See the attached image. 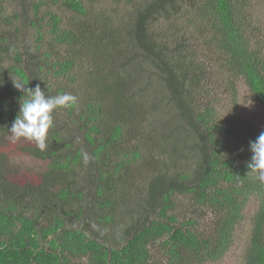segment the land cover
<instances>
[{"label": "trees", "instance_id": "trees-1", "mask_svg": "<svg viewBox=\"0 0 264 264\" xmlns=\"http://www.w3.org/2000/svg\"><path fill=\"white\" fill-rule=\"evenodd\" d=\"M4 3L0 264L217 263L253 201L243 264H264V179L247 167L258 135L218 111L239 82L264 109V1ZM12 79L77 97L54 110L44 151L10 139L28 98ZM144 122L140 146L118 150ZM25 155L48 169L14 167Z\"/></svg>", "mask_w": 264, "mask_h": 264}, {"label": "rangeland", "instance_id": "rangeland-1", "mask_svg": "<svg viewBox=\"0 0 264 264\" xmlns=\"http://www.w3.org/2000/svg\"><path fill=\"white\" fill-rule=\"evenodd\" d=\"M264 1V0H260ZM35 2V1H34ZM18 4V5H16ZM6 9L3 10L6 14L12 13V7L15 8H29L32 6V0L31 1H25V0H9V3L2 4ZM9 5V7H7ZM264 5V4H263ZM262 5V6H263ZM65 17V16H62ZM8 29L3 26L0 27V35L6 36V31ZM9 32V31H8ZM49 46V45H47ZM237 90H238V99L237 103H233V99L230 94H225L221 91V97L218 102L219 107L218 111L220 112V115H224L226 118L236 117L239 121L250 123L255 126L256 129V135L259 136L261 132H264V109L262 105L253 98L250 93L248 92L247 88L239 82L237 84ZM215 94V92H214ZM215 98V96H214ZM236 105V106H235ZM138 133V136L135 138V133ZM148 124L144 122L139 129H131L126 132L124 135V141L121 142L118 145V150H124L126 148H134L139 147L140 144L138 140V137H142V135L148 136ZM12 139V138H10ZM243 150V152H245ZM142 156L143 159L146 158L147 152H143ZM146 160V159H145ZM142 162V161H141ZM143 163V162H142ZM12 164L14 167L29 170L33 173L38 172H44L48 169V163L32 158L30 156H22V157H16L13 159ZM149 169L154 170L152 167L148 166ZM158 165H156V168ZM129 180H132V177H130ZM134 207V206H133ZM130 208L129 211L132 213H136L134 209ZM256 209V202L253 201L246 210V220L238 226L236 233L234 235V238L232 240V245L227 252L225 258L217 263H207V264H243L244 262V254L247 247V236L250 232L249 224H250V217L253 215L254 210Z\"/></svg>", "mask_w": 264, "mask_h": 264}, {"label": "clouds", "instance_id": "clouds-1", "mask_svg": "<svg viewBox=\"0 0 264 264\" xmlns=\"http://www.w3.org/2000/svg\"><path fill=\"white\" fill-rule=\"evenodd\" d=\"M13 86L27 94L28 98L20 101L19 112L12 122L9 135L14 141L21 138L35 141L37 147L44 151L48 146V132L54 127V110L70 107L77 102V97L68 93L47 95L39 84L33 89L13 80ZM249 146L252 156L247 165L248 173H256L264 179V132H261L255 141H250Z\"/></svg>", "mask_w": 264, "mask_h": 264}]
</instances>
